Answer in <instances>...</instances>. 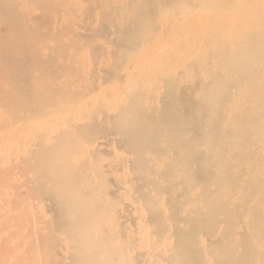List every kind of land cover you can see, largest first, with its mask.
<instances>
[{"label": "bare ground", "instance_id": "6f19581e", "mask_svg": "<svg viewBox=\"0 0 264 264\" xmlns=\"http://www.w3.org/2000/svg\"><path fill=\"white\" fill-rule=\"evenodd\" d=\"M0 264H264V0H0Z\"/></svg>", "mask_w": 264, "mask_h": 264}]
</instances>
